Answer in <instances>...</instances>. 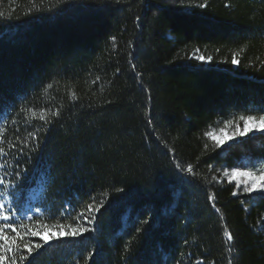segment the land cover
<instances>
[{
  "label": "trees",
  "instance_id": "16d2710c",
  "mask_svg": "<svg viewBox=\"0 0 264 264\" xmlns=\"http://www.w3.org/2000/svg\"><path fill=\"white\" fill-rule=\"evenodd\" d=\"M56 2L0 0V110L9 121L3 146L34 130L41 137L39 149L18 162L13 150L6 160L30 177L36 168L47 175L37 199L38 181L22 177L20 204L44 210L35 219L55 223L69 202L71 217L93 200L105 203L94 232L78 243L51 242L34 264H195L200 257L228 264L224 224L235 237L233 264H264V200L232 196L234 184L204 179L241 161L258 167L264 133L228 141L224 151H212L203 136L264 107V0H195L205 8L188 6L192 0H65L47 11ZM196 48L213 60L186 59ZM22 108L37 116L59 108L61 115L45 132L38 118L27 123ZM174 161L192 163L199 176L182 178Z\"/></svg>",
  "mask_w": 264,
  "mask_h": 264
},
{
  "label": "snow or ice",
  "instance_id": "6c2138e0",
  "mask_svg": "<svg viewBox=\"0 0 264 264\" xmlns=\"http://www.w3.org/2000/svg\"><path fill=\"white\" fill-rule=\"evenodd\" d=\"M40 2L42 4L43 0H40ZM63 2H65V0H57L56 4L51 5L47 11H52ZM117 2L119 3V0H117ZM188 6L205 8L207 4H197L195 0H192ZM43 10L45 9L41 7L35 8L37 12ZM30 12L25 13V15L30 14ZM4 15L3 12H0V17H4ZM7 18H11V14H9ZM139 19L140 17L138 16L137 20L139 21ZM111 41L112 48L115 49L116 37H111ZM129 47H131V43ZM244 50V48H241L240 52L242 53ZM132 55V52H130V63ZM185 58L198 61L202 64L210 63L213 60L212 56L201 54L199 48L193 49L191 54L187 55ZM231 63L233 65H239L240 59L237 52L232 53ZM261 63H264V61ZM132 69L133 71L135 70L134 64H132ZM117 72H119V69H117ZM136 76L139 77L140 73H136ZM99 79L100 78L97 77L96 81H99ZM96 81H93V83ZM52 86L51 83L46 85L45 91L51 89ZM70 99L74 101L77 97L72 93ZM108 103H110V101ZM20 111L24 112L29 125L33 120L38 118L39 121L44 124L45 132L49 130V126L53 121L61 115L59 108H42L38 116L37 112L32 108H29L27 111H24L22 108ZM0 119L3 120V124H0V160L4 161L0 162V264H34L35 256H38L46 246H51V242L78 243L80 238H83L86 233L94 232L97 213H99L100 209L104 206L105 201L101 200V202L97 204L93 200L92 203L86 204L81 211L77 212L75 217H71L72 209L70 208V202L66 203L64 208L60 210V216L57 218V222L52 224L46 223L41 219H35V216H42L44 210L39 207L35 209L30 207L25 208L20 204L24 191V183L30 184L34 182V180L38 181L39 188L36 190V195L32 197L33 199H37L40 193L43 192L44 186L47 183V175L46 173L41 174L39 169L36 168L33 170V175L30 177L27 168L21 169L18 167V164L8 162L6 158L14 150L16 156L13 157V160L18 162L19 159L27 155L28 152L39 149L41 146L39 130L28 132L23 137L17 135L14 141L9 140L7 142V148H5L3 146L5 144L4 133L9 121L7 114L2 110H0ZM11 123L17 124V120L13 118ZM148 123L152 124V120L149 119ZM16 131L18 132L19 129L17 128ZM153 132L155 133V129H153ZM253 132L264 133V107L260 108L259 115L241 114L233 119H226L223 121L221 127H210L208 131L203 133V136L211 141L212 151L216 149L224 151L223 146L228 141L238 142V138L246 137L249 133ZM156 139L164 143V141L160 140L159 134L156 135ZM164 146L174 155L175 150L173 148L168 147L166 143H164ZM204 150L205 153L209 151V145L207 143L204 144ZM258 159L260 160V165L258 167L247 166L252 163L251 160H248L247 162H238V165L235 167L216 169V171L212 173L210 180L206 177L204 178L205 182L211 185L213 183H223L226 180L227 183L235 185L231 193L232 196L247 195L251 197L252 194L255 193L256 199L264 200V156ZM28 160L31 161V156H28ZM174 166L177 172L182 174V178L199 176L192 163L183 165L180 161H174ZM9 168H14L16 170H6ZM211 169L212 166L209 165V170ZM12 176H15L14 180L11 178ZM22 177L24 183H22ZM117 191H123V189H117ZM208 201L211 202L213 208H215L214 193L208 195ZM247 207L248 206L245 205L246 210ZM215 210L217 213L220 212L218 208ZM49 215H51L50 211ZM65 216L71 217V222H59L60 219H63ZM223 219L221 215V220L223 221ZM144 223H147V221H144ZM136 231L140 232L141 229L137 228ZM222 235L226 251L229 253L228 264H233L231 254L235 251V237L226 224L223 225ZM33 238H39L41 242H35ZM187 243L188 242L185 241V244ZM124 249L127 252L129 250V244L126 243ZM93 255V252H89L86 261L91 260ZM195 264H204L203 258H197ZM210 264H215V261L210 262Z\"/></svg>",
  "mask_w": 264,
  "mask_h": 264
}]
</instances>
